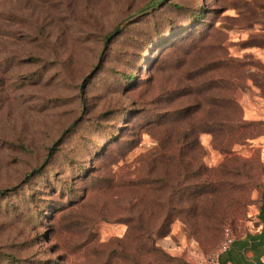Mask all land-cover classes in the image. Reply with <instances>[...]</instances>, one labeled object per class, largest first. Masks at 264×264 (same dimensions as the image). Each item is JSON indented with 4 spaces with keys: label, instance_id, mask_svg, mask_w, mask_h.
<instances>
[{
    "label": "rangeland",
    "instance_id": "rangeland-1",
    "mask_svg": "<svg viewBox=\"0 0 264 264\" xmlns=\"http://www.w3.org/2000/svg\"><path fill=\"white\" fill-rule=\"evenodd\" d=\"M191 68H224L214 113L244 126L229 151L247 177L208 197L193 227L173 222L144 261L107 196L110 165L132 177L168 135L169 87L182 90ZM197 139L206 169L229 159L210 134ZM3 190L0 264L205 262L224 227L247 230L264 194V0H0Z\"/></svg>",
    "mask_w": 264,
    "mask_h": 264
},
{
    "label": "trees",
    "instance_id": "trees-1",
    "mask_svg": "<svg viewBox=\"0 0 264 264\" xmlns=\"http://www.w3.org/2000/svg\"><path fill=\"white\" fill-rule=\"evenodd\" d=\"M200 16L198 14L194 23L199 22ZM206 39V36L200 37L193 47L198 44L201 47ZM213 47L201 52H213ZM218 60L216 54H210L205 58V64L211 65ZM220 70L224 68H191L182 90L179 84L169 87V116L162 121V124L169 121V133L156 138L155 150L138 157L137 167L130 173L132 177L121 170L115 171L117 162L110 165L114 169L110 171L111 185L106 189L107 196L120 204L126 226L125 239L132 243L144 261L145 256L150 255L148 251L156 246V240L168 235L173 222L193 227L198 219L205 218L208 197L218 190L226 194L239 191L241 180L247 177L243 172L246 162L231 158L229 151L231 144L240 142L242 136L237 134L244 126L230 114L220 117L214 113L225 107L220 102L224 91L220 86L223 76ZM202 133L210 134L215 148L229 158L216 169L209 170L200 164L202 148L197 136ZM218 134L223 135L221 141ZM232 160L234 165L228 163ZM162 162L168 163L169 172L156 169ZM5 194V190L0 191V196ZM260 197L257 218L264 226V194ZM229 252L220 257V264Z\"/></svg>",
    "mask_w": 264,
    "mask_h": 264
},
{
    "label": "crops",
    "instance_id": "crops-1",
    "mask_svg": "<svg viewBox=\"0 0 264 264\" xmlns=\"http://www.w3.org/2000/svg\"><path fill=\"white\" fill-rule=\"evenodd\" d=\"M257 215L258 210L250 218L247 230L236 237L230 255L222 258L223 264H264V226Z\"/></svg>",
    "mask_w": 264,
    "mask_h": 264
},
{
    "label": "built area",
    "instance_id": "built-area-1",
    "mask_svg": "<svg viewBox=\"0 0 264 264\" xmlns=\"http://www.w3.org/2000/svg\"><path fill=\"white\" fill-rule=\"evenodd\" d=\"M235 239L234 231L229 226L224 227L221 243L215 252L206 258V264H220V257L231 249Z\"/></svg>",
    "mask_w": 264,
    "mask_h": 264
}]
</instances>
